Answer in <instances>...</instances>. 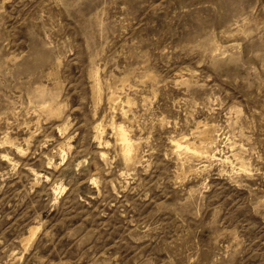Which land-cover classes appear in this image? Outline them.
Wrapping results in <instances>:
<instances>
[{
  "label": "rangeland",
  "instance_id": "rangeland-1",
  "mask_svg": "<svg viewBox=\"0 0 264 264\" xmlns=\"http://www.w3.org/2000/svg\"><path fill=\"white\" fill-rule=\"evenodd\" d=\"M0 264H264V0H0Z\"/></svg>",
  "mask_w": 264,
  "mask_h": 264
},
{
  "label": "bare ground",
  "instance_id": "bare-ground-1",
  "mask_svg": "<svg viewBox=\"0 0 264 264\" xmlns=\"http://www.w3.org/2000/svg\"><path fill=\"white\" fill-rule=\"evenodd\" d=\"M43 94V93H42ZM41 94V95H42ZM38 95V94H37ZM43 98V95L42 96H40L39 98ZM41 98V99H42ZM41 104V103H40ZM42 105H43V103H42ZM44 106H46V105H44ZM48 107V106H47ZM47 109V108H46ZM113 129H114V127H113ZM116 132H117V134H118V136H119V140H120V142H121V146L120 147H122V150H123V157L122 158H124L125 160H129V158H130V156H132V155H130L131 154V152H132V146L133 145H131V143L129 142V139H128V137L126 136L127 134L125 133V130L122 128V127H120V126H118L117 127V129H116ZM177 146H180L179 144H177ZM205 153H207V152H205ZM201 154V153H200ZM213 156V155H212ZM206 157V156H205ZM131 159V158H130Z\"/></svg>",
  "mask_w": 264,
  "mask_h": 264
}]
</instances>
